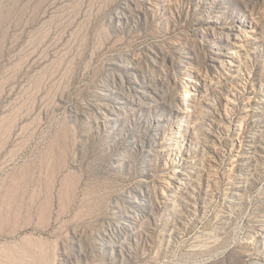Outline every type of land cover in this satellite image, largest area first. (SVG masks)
Segmentation results:
<instances>
[{"label": "rangeland", "instance_id": "obj_1", "mask_svg": "<svg viewBox=\"0 0 264 264\" xmlns=\"http://www.w3.org/2000/svg\"><path fill=\"white\" fill-rule=\"evenodd\" d=\"M0 264H264V0H0Z\"/></svg>", "mask_w": 264, "mask_h": 264}, {"label": "bare ground", "instance_id": "obj_2", "mask_svg": "<svg viewBox=\"0 0 264 264\" xmlns=\"http://www.w3.org/2000/svg\"><path fill=\"white\" fill-rule=\"evenodd\" d=\"M130 234H132V232H130Z\"/></svg>", "mask_w": 264, "mask_h": 264}]
</instances>
